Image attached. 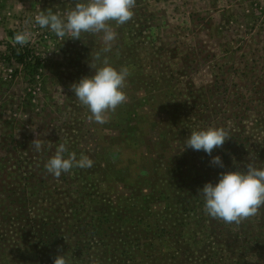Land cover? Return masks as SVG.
I'll use <instances>...</instances> for the list:
<instances>
[{
    "label": "rangeland",
    "instance_id": "374dc122",
    "mask_svg": "<svg viewBox=\"0 0 264 264\" xmlns=\"http://www.w3.org/2000/svg\"><path fill=\"white\" fill-rule=\"evenodd\" d=\"M73 4L0 0V264H264V207L226 224L198 193L241 158L264 167V0H136L102 53L131 72L104 125L70 90L94 74L100 36L61 39L34 21ZM9 31L30 34L38 69L7 59ZM209 126L230 136L212 153L223 168L183 150ZM60 144L93 166L56 178L45 164Z\"/></svg>",
    "mask_w": 264,
    "mask_h": 264
},
{
    "label": "clouds",
    "instance_id": "9594fccd",
    "mask_svg": "<svg viewBox=\"0 0 264 264\" xmlns=\"http://www.w3.org/2000/svg\"><path fill=\"white\" fill-rule=\"evenodd\" d=\"M135 5L136 0H74L73 7L63 16L49 9L40 11L34 17L36 25L50 30L61 39L67 36L81 40L82 33L100 36L103 47L94 57L98 63H90L94 74L83 76L70 85L79 104L90 112L88 119L100 125L108 123L117 108L128 100L125 88L131 75L129 67L117 69L106 56L102 58V53L112 50L118 35L115 27L123 26L133 18ZM29 41L27 31H18L14 35V45L25 46ZM229 138L224 127L192 130L184 140L183 150L203 151L212 157L210 164L223 168L221 157L212 156V153L214 149L222 148ZM31 144L37 151L42 148L38 135ZM66 152V145L60 144L55 155L45 164L46 170L56 178L74 167L86 169L93 166L89 156L81 154L78 159L75 152L65 156ZM198 193L203 196L206 215L226 224L239 225L256 216L264 207V167L257 168L248 163L244 171L236 168L222 172L217 183H205ZM54 264H70V261L65 254H61L54 258Z\"/></svg>",
    "mask_w": 264,
    "mask_h": 264
},
{
    "label": "trees",
    "instance_id": "16d2710c",
    "mask_svg": "<svg viewBox=\"0 0 264 264\" xmlns=\"http://www.w3.org/2000/svg\"><path fill=\"white\" fill-rule=\"evenodd\" d=\"M8 35H10L14 39L15 34L13 31H9ZM27 46H28V44H26L25 46H20L18 44L12 45V44H9L7 42L6 43V49L9 53L7 59L10 60V58H13L17 64H21L23 66V69H26V68L29 69L31 67L32 70H30V71H34L40 67L41 60L39 57H35L33 55H30L31 50L28 49ZM256 153H258V152H256ZM262 154L264 155V152H262ZM245 156H246V154H245ZM237 163L238 164L235 166H232L231 169L236 170V168H240L241 169L240 171H244V170H246V166L248 163L253 164L257 168H262L261 165L257 166V161L255 160V158L253 156L250 159H246L245 157H244V159L241 158L237 161Z\"/></svg>",
    "mask_w": 264,
    "mask_h": 264
},
{
    "label": "built area",
    "instance_id": "2783aa9c",
    "mask_svg": "<svg viewBox=\"0 0 264 264\" xmlns=\"http://www.w3.org/2000/svg\"><path fill=\"white\" fill-rule=\"evenodd\" d=\"M31 53V52H30ZM9 55V54H8ZM8 57V56H7ZM10 60H13L14 61V59L13 58H10ZM13 73H14V71L12 72V70L10 69V68H8L7 69V72L5 73V78L7 79H9V78H12V75H13ZM35 92L33 91V94H34Z\"/></svg>",
    "mask_w": 264,
    "mask_h": 264
}]
</instances>
